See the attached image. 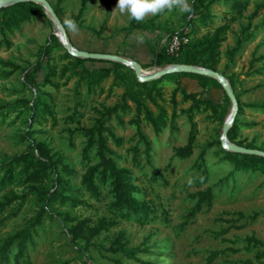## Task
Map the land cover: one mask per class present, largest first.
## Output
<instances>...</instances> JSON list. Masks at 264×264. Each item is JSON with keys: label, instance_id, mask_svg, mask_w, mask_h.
<instances>
[{"label": "rangeland", "instance_id": "1", "mask_svg": "<svg viewBox=\"0 0 264 264\" xmlns=\"http://www.w3.org/2000/svg\"><path fill=\"white\" fill-rule=\"evenodd\" d=\"M51 7L57 0H46ZM247 1L241 18L229 25L226 41L223 43L218 66L220 73L226 64L229 67L224 77L231 78L235 92L239 94L243 108L240 117L244 127L239 138L255 149L264 151V108H251L264 100V0ZM192 0H178L173 7L155 15L148 14L142 22L151 21L152 27L146 31L131 30L132 18L121 14L117 0H89L84 14L83 27L73 32L64 20L76 14L80 0H61L59 18L63 22L70 45L77 49L96 53H108V44H120L118 56L133 60L136 52L141 59L149 58L150 46L158 45L163 36L190 30L187 21L191 12L181 11L187 4L191 9ZM213 24L218 25L233 17L229 7L216 2L211 7ZM196 18V17H195ZM196 36L205 34L207 27L195 24ZM100 31V35L97 32ZM55 28L46 16L34 17L19 29L7 34L10 47L0 46V165L8 159L26 153L33 143L42 144L48 158L59 161L57 170L48 171L39 182L26 180L22 164L15 165L12 179H2L5 168H0V245L3 241L26 227L34 226V245L28 249L29 264H134L123 254H112L107 249L114 236L122 232L127 249L140 250L147 247L151 255L139 253L137 257L157 264H248L264 262L262 247H247L246 238L253 237L264 244V178L259 173L239 172L229 176L231 166L222 159L219 135L223 121L230 111V104L223 101V91L209 87L207 97L225 108L224 119H208L207 115L194 118L197 129L195 149L189 159L178 160L173 156L176 147L185 145L189 132L186 116L180 115L175 129H166L155 135L148 125H142V134L150 142V164H146L133 126L129 123L132 112L120 113L104 121L121 145L117 146L105 134L109 150L119 167H126L136 177V183L144 188L145 199L154 204L158 211L154 219L139 225L132 220L116 219L108 210L110 196L107 188L99 186V195L94 197L81 186V176L86 163L95 162V146L87 154L84 162L82 149L86 137L81 131L90 128L97 112L120 101L122 88L109 89L111 80L103 83L101 90L88 92L70 75L61 77L59 72L66 60L62 52L42 58L41 49L45 40ZM250 38L242 44L230 59L227 52L238 38ZM1 40V36H0ZM123 42V43H122ZM122 43V44H121ZM142 44V45H140ZM145 45V46H144ZM148 61V60H147ZM41 62V63H39ZM229 62V63H227ZM87 68L105 67L106 63L86 62ZM143 66V65H142ZM56 70L51 82L45 83L49 69ZM38 69L34 75L39 83L40 96L48 103L50 113L40 115L32 112L30 106L39 107L35 93L24 78L22 71ZM142 69V68H141ZM163 68H144L150 72ZM165 98L168 99L175 88L173 80H165ZM182 87L189 93L199 92L196 83L182 81ZM212 88V89H210ZM44 94H48L44 95ZM179 102L178 109H186L188 104ZM170 111L169 106H167ZM137 145L140 154L133 161L130 151ZM205 150V164L209 172L206 187H212L213 205L190 219L184 228L188 210L194 205L190 195L198 191L188 183L199 154ZM65 165L68 171L61 169ZM162 173L166 186L149 183L151 170ZM57 180V181H56ZM56 189L64 197H72L81 204L72 206L68 201L47 200L48 192ZM142 197V196H140ZM164 210L162 213L161 210ZM254 219H250L252 216ZM37 218L39 220H37ZM67 218L89 219L90 226L105 218L113 222L85 246L82 240H73L70 228L73 224ZM36 221H38L36 223ZM233 250V251H231ZM261 256V258H259ZM213 258L212 263L209 259Z\"/></svg>", "mask_w": 264, "mask_h": 264}, {"label": "trees", "instance_id": "2", "mask_svg": "<svg viewBox=\"0 0 264 264\" xmlns=\"http://www.w3.org/2000/svg\"><path fill=\"white\" fill-rule=\"evenodd\" d=\"M88 1L89 0H80L77 13L68 16L64 22L67 23L68 21H74L78 28H82ZM60 2L61 0H57L56 6L52 7L58 18V7ZM216 2H221L222 4L227 5L230 13L234 14L233 17L224 20L223 23L218 25L213 24V18L211 16V7ZM246 7L247 1L244 2L243 0H192L190 10L192 18L187 21L190 30L188 32L181 31L176 33L180 37L187 38L186 44H184L180 51L175 55H169L165 48L160 46V44L152 45L149 48L152 55L151 63L140 67L142 69L149 67L165 68L170 65L184 64L218 72L217 70L221 60L220 49L226 41L229 25L234 19L242 17ZM258 7L261 8L264 6L262 5ZM43 15V8L34 3H16L14 5L0 8V46L4 44L6 47H10L11 43L6 38L7 34L11 33L13 30L19 29L32 18ZM196 23L207 27L208 31L201 36H196ZM150 27H152L151 21H136L134 18L131 19L129 24L131 30L146 31ZM97 34L100 35V31L97 32ZM171 35L174 34L167 36ZM250 35L251 33H247L244 38H238L236 40L235 46L227 52L228 59L240 50L242 44L250 38ZM68 42L70 44L69 38ZM59 51L62 52L61 59L66 60V62L62 64L59 72L61 77H64L65 75L74 77L77 80L78 85H84L88 92L101 90L103 83L108 80H111L109 89L122 88L120 101L111 107L104 108L101 112H97L99 118L95 119L93 125L88 129L81 130L86 137V143L82 149V158L84 162L89 158L87 154L88 150L93 146L96 148L94 153L95 162L85 164V170L81 176V186L94 197H98L99 195V186L107 188L108 195L110 196L108 210L116 219L122 221L132 220L139 225L150 223L154 219L153 217H155L158 209L152 204V202L149 203L145 199L147 192L144 188L135 184L137 178L134 177L132 171L126 167H119L116 164L113 158V153L107 146L105 134L109 136L117 146H120L122 141L116 138L108 127L104 126V121L112 117L120 119L118 111H120V113L128 111L132 112L133 116L129 123L134 128L138 142L143 144L144 149L142 154L144 155L146 164H150V142L142 134V125L150 126L155 135H160L168 128L172 130L175 129L176 121L180 115H184L188 119L190 125L187 141L185 145L174 148L173 156L178 160L189 159L194 153V144L197 137L194 118L197 115H207L208 119L222 121L226 115L227 110L223 108L221 104H216L207 97V89L209 87L212 86L221 90L220 85L214 79L185 73L168 74L150 82H138L133 71L119 63L91 61L70 56L63 49L54 33H51L45 40V44L41 49V56L43 59H49L51 54ZM86 62L106 63L107 66L91 69L85 66ZM228 67L229 64H226L220 74L225 76ZM37 70V68L33 69L31 72L23 70L22 74L27 83H29V86L33 89L35 93V102L39 106L37 108L35 105H32L30 108L33 113L35 112L40 115L42 112L50 113V108L43 98L44 96H40L41 91L39 89V83L36 81L34 75ZM55 75L56 70L51 67L44 82L49 84ZM182 78H190L196 81L200 91L191 93L187 92L181 86L180 80ZM224 78L228 82L235 96L238 107L237 114L227 132V139L230 143L238 147L255 149L252 143L246 144L244 140L239 138V131L244 127L240 117L242 116L243 108L245 106L241 103L239 94L235 92V85L232 79L227 77ZM165 80H173L175 85V88L168 99L165 98ZM44 95H47L48 97V94ZM177 96L180 97L181 102L188 104L186 109H178L179 102ZM223 101L230 104L224 92ZM167 106H169L170 111H168ZM249 107L262 109L264 108V100L261 104H253ZM217 143L220 144L219 141ZM130 151L133 154V161H136L137 156L140 154L138 146H133ZM220 151L222 153L223 161L231 166L229 176H234L239 172H251L259 173L264 178V158L233 153L225 151L222 148H220ZM204 155L205 150L199 154L193 164V170L191 171V176L188 180V183L192 184L193 187L198 189V191L190 195V199L194 201V205L188 210L185 221L181 224L182 228L186 226L190 219H193L196 215L204 211H208L213 205L212 187H206L204 190H200L202 187L206 186L209 178ZM58 163L60 162L52 161L48 158L42 148V144L39 142H32L28 146V151L26 153L14 156L0 165V168H5L2 179H12L15 165L22 164L26 180L39 182L46 177L49 170L52 169L53 171H56V165ZM61 169L68 171V168L65 165H61ZM149 183H160L163 186L168 184L162 173L156 169L151 170ZM49 199L68 201L72 206L82 203L72 197L62 196V194L56 189L48 192L47 200ZM161 211L164 213L163 209ZM255 217L256 216L254 215L250 217V219H254ZM37 220L39 219L37 218ZM67 220L69 223L73 224L70 228L72 239L82 240L85 246L92 245L91 240L93 238L97 237L102 231H105L108 226L114 224L105 218L100 219L94 226L89 225V219L77 220L76 218H67ZM37 222L38 221H36V223ZM34 234V226L31 225L6 238L0 245V264H29L28 249L30 246L34 245ZM123 239L124 234L122 232L115 235L111 246L107 250L112 254L120 253L129 257L134 261V264H157L154 261L147 262L137 257L139 253H146L149 255L154 253L149 252V248L145 247L141 249L140 252L139 250L127 249V243L123 241ZM245 241L247 247H262V256H264V244L262 242L253 237L246 238ZM259 258H261V256ZM208 261L209 263H212L213 258H210ZM248 264L254 263L248 262ZM255 264H264V262L258 260Z\"/></svg>", "mask_w": 264, "mask_h": 264}, {"label": "water", "instance_id": "3", "mask_svg": "<svg viewBox=\"0 0 264 264\" xmlns=\"http://www.w3.org/2000/svg\"><path fill=\"white\" fill-rule=\"evenodd\" d=\"M16 3H34L40 5L43 8L46 16L49 18L50 22L55 28L54 35L60 42L63 49L72 57L84 59V60H91V61H104V62L109 61V62L119 63L131 69L138 82H150L168 74H180V73L200 75L214 79L220 85L221 90L224 92V94L226 95V97L230 102L229 116H227L223 121L221 133L219 135V143L221 148L225 151H229L233 153L252 155V156L264 158V151L258 149H247L243 147H238L230 143L229 140L227 139V132L230 129L233 120L237 114L238 107L235 96L228 82L226 81L224 76L219 72L198 66L184 65V64L170 65L163 69H155L153 71L146 72L141 69L140 65L136 61L122 56H118L115 54H108V53H96V52L77 50L69 44L66 31L64 29L62 22L56 16L51 5L46 0H0V8L14 5Z\"/></svg>", "mask_w": 264, "mask_h": 264}, {"label": "clouds", "instance_id": "4", "mask_svg": "<svg viewBox=\"0 0 264 264\" xmlns=\"http://www.w3.org/2000/svg\"><path fill=\"white\" fill-rule=\"evenodd\" d=\"M178 0H117V5L121 14H126L136 21H141L148 14H157L163 12L166 8L173 7ZM187 4L181 6V11L190 12ZM68 27L73 31H78V26L74 21L67 22Z\"/></svg>", "mask_w": 264, "mask_h": 264}, {"label": "built area", "instance_id": "5", "mask_svg": "<svg viewBox=\"0 0 264 264\" xmlns=\"http://www.w3.org/2000/svg\"><path fill=\"white\" fill-rule=\"evenodd\" d=\"M187 38L180 37L177 34L171 36H163L160 40V46L164 47L169 55L177 54L182 46L186 44Z\"/></svg>", "mask_w": 264, "mask_h": 264}, {"label": "crops", "instance_id": "6", "mask_svg": "<svg viewBox=\"0 0 264 264\" xmlns=\"http://www.w3.org/2000/svg\"><path fill=\"white\" fill-rule=\"evenodd\" d=\"M123 43V42H122ZM121 43V44H122ZM106 45H107V52H108V54H115V55H118V53H116L117 52V50L119 49V47H120V44H115V43H112V44H108L107 42H106ZM140 45H142V44H140ZM145 46V45H144ZM133 53V55L132 56H130L131 58H133V60L134 61H136L140 66H144V65H148V64H150L151 63V61H152V55L151 54H149V58L147 57V58H143V59H141L140 61L138 60L139 59V55H138V57L137 56H135L134 57V55H135V53L134 52H132ZM120 56H123V55H120ZM148 60V61H147ZM97 68H100V67H97ZM92 69H95V68H92ZM189 81L190 83H193V82H195L196 83V85H197V82L196 81H194V80H192V79H190V78H182L181 80H180V82L182 83V81ZM182 85V84H181ZM197 87H198V85H197ZM215 88V87H214ZM200 89V88H199ZM209 89V88H208ZM207 89V90H208ZM210 89H212V88H210Z\"/></svg>", "mask_w": 264, "mask_h": 264}, {"label": "bare ground", "instance_id": "7", "mask_svg": "<svg viewBox=\"0 0 264 264\" xmlns=\"http://www.w3.org/2000/svg\"><path fill=\"white\" fill-rule=\"evenodd\" d=\"M229 112H230V111H229ZM229 112H228L227 116H229Z\"/></svg>", "mask_w": 264, "mask_h": 264}]
</instances>
